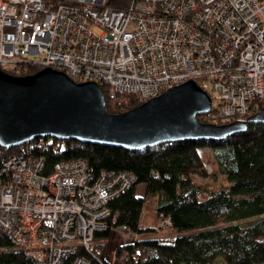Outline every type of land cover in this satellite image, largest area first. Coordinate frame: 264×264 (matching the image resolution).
I'll return each instance as SVG.
<instances>
[{
  "label": "built area",
  "instance_id": "1",
  "mask_svg": "<svg viewBox=\"0 0 264 264\" xmlns=\"http://www.w3.org/2000/svg\"><path fill=\"white\" fill-rule=\"evenodd\" d=\"M22 62L104 85L123 105L196 81L207 121L246 122L264 106V0H0V68L18 75ZM43 167L23 154L0 164V235L40 264L73 253L72 264H103L94 235L130 231L108 202L135 174L95 173L82 158Z\"/></svg>",
  "mask_w": 264,
  "mask_h": 264
},
{
  "label": "trees",
  "instance_id": "2",
  "mask_svg": "<svg viewBox=\"0 0 264 264\" xmlns=\"http://www.w3.org/2000/svg\"><path fill=\"white\" fill-rule=\"evenodd\" d=\"M21 72L32 75L37 66L22 62ZM109 113L121 114L139 106L134 98L111 96L100 85ZM207 115H197L208 124ZM214 124V123H212ZM39 141L46 148H41ZM202 149V150H201ZM210 150L211 175L202 156ZM14 154L43 158V173H51L58 162L82 158L93 172L127 171L135 174V185L125 189L108 204L118 212L115 226H126L138 238L116 246L115 257H127L123 264H264V124H250L245 132L220 141H177L143 150L127 151L114 147L94 146L72 140L37 138L12 149L0 147V164ZM225 177L226 183L201 181ZM143 187V194L138 188ZM152 200L155 229L146 227L142 211ZM160 215L170 219V226L157 229ZM110 230L95 233L94 238H109ZM155 232V236L149 234ZM105 243L94 244V254L103 264ZM79 254L84 255L83 251ZM73 253L64 264H72ZM0 264H40L13 242L0 235Z\"/></svg>",
  "mask_w": 264,
  "mask_h": 264
},
{
  "label": "water",
  "instance_id": "3",
  "mask_svg": "<svg viewBox=\"0 0 264 264\" xmlns=\"http://www.w3.org/2000/svg\"><path fill=\"white\" fill-rule=\"evenodd\" d=\"M210 97L196 81L168 88L121 114L109 113L101 87L75 83L65 73L42 68L16 76L0 68V147L12 149L37 138L72 140L127 151L166 142L220 141L250 124H264V106L246 122L202 123Z\"/></svg>",
  "mask_w": 264,
  "mask_h": 264
},
{
  "label": "rangeland",
  "instance_id": "4",
  "mask_svg": "<svg viewBox=\"0 0 264 264\" xmlns=\"http://www.w3.org/2000/svg\"><path fill=\"white\" fill-rule=\"evenodd\" d=\"M202 150V149H201ZM202 156L205 160V163L207 167L211 168V161H212V156L210 154V150L204 149L202 152ZM208 173V172H207ZM212 173V168L210 173L208 175H211ZM201 181H206V182H214L215 184H222L226 183L225 177H221L220 175H216L215 178H209L207 180H202L198 179V182L200 183ZM139 194H143V187L138 188ZM155 221V211H154V203L152 200H147L145 202L144 209L142 211V222L146 227L154 228L156 224L154 223ZM161 231V229H160ZM150 236H155L156 233L152 232L149 234ZM138 237L131 231H128L124 233L120 227L115 228L111 230L109 238L102 240L98 239L96 242L98 244L105 243V259L110 263V264H123L120 259L115 257V250L117 245H125L127 243H132L135 241Z\"/></svg>",
  "mask_w": 264,
  "mask_h": 264
},
{
  "label": "crops",
  "instance_id": "5",
  "mask_svg": "<svg viewBox=\"0 0 264 264\" xmlns=\"http://www.w3.org/2000/svg\"><path fill=\"white\" fill-rule=\"evenodd\" d=\"M141 222H142V219H141ZM118 246V245H117Z\"/></svg>",
  "mask_w": 264,
  "mask_h": 264
}]
</instances>
